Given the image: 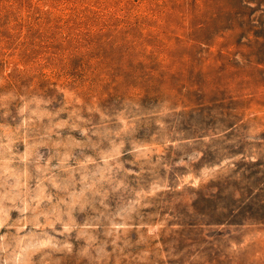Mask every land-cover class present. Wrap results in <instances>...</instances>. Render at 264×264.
I'll use <instances>...</instances> for the list:
<instances>
[{
    "label": "rangeland",
    "instance_id": "1",
    "mask_svg": "<svg viewBox=\"0 0 264 264\" xmlns=\"http://www.w3.org/2000/svg\"><path fill=\"white\" fill-rule=\"evenodd\" d=\"M0 264H264V0H0Z\"/></svg>",
    "mask_w": 264,
    "mask_h": 264
}]
</instances>
